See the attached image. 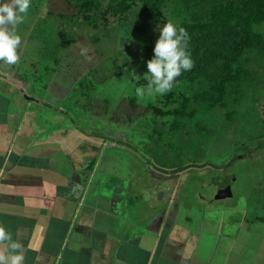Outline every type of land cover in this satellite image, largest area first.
<instances>
[{"label": "crops", "instance_id": "crops-1", "mask_svg": "<svg viewBox=\"0 0 264 264\" xmlns=\"http://www.w3.org/2000/svg\"><path fill=\"white\" fill-rule=\"evenodd\" d=\"M31 34H24V45ZM35 49L38 56L46 50ZM37 65L28 62L16 75V66L0 62V224L23 243L24 264H264V205L219 202L231 198L221 197L220 183L206 207L193 205L176 167L151 165L164 174L162 189L141 193L136 173L118 176L119 160L112 172L98 171L107 141L44 125L45 110L55 115L58 108L15 80L28 82L25 73H37ZM41 80L34 75V84ZM132 151V160L141 159ZM203 176L197 178L205 184ZM212 207L219 217L209 213Z\"/></svg>", "mask_w": 264, "mask_h": 264}, {"label": "rangeland", "instance_id": "rangeland-1", "mask_svg": "<svg viewBox=\"0 0 264 264\" xmlns=\"http://www.w3.org/2000/svg\"><path fill=\"white\" fill-rule=\"evenodd\" d=\"M50 11L66 14L74 12L65 0H31L25 22L18 27V33L22 37V56L20 64L16 65L17 72H14L18 75L22 66L26 69L28 62L41 64L40 67L36 66L37 73L33 70L25 73L28 82L21 81L22 76L15 80L31 96L43 99L47 104L58 108L55 115L45 110L44 125L47 121L55 122L66 128L92 133L94 140L107 141L101 152L106 158L103 162H98V171L102 169L112 172V166H116L119 160V166H123L119 177L128 172L139 176L135 183L137 193L153 189L152 185L162 189L160 177H164V174L154 167L167 161V165L177 167L173 171L180 174L178 179L184 183L186 195L190 197L193 205L198 200L201 201L200 208L206 207L211 198L214 199L213 196L219 194L216 185L222 184L223 189L225 182L232 184V197L219 202H237L238 205L244 204L245 208L249 201V205H264V70L257 65L253 66L257 71L254 78L256 83L246 88L237 105L197 116V120L214 130V134L210 136L209 132H203L198 145L189 144L188 150L184 149L182 154L177 153L175 148L170 156L167 152L166 155L160 154L166 150L163 146L166 143L174 140L177 148L180 141L173 134L167 137V131L164 132L162 126L156 131L155 125L160 124L161 119L143 114L156 98L146 97L141 100L135 95V88L141 86L137 81L143 79L148 72L147 60L143 54L144 46L156 43L160 29L166 22L171 21L180 26L201 10L196 11V6L192 4L186 6L183 0H165L161 21L151 26L143 36L131 34L137 21L134 13L122 25L107 29L99 27L94 30L87 26L81 28L78 20L74 19L76 27H72L73 22L72 25L66 24V28L70 29L71 34L77 35V41L59 53L58 65L53 60L57 56L52 51L53 44H47L48 47L45 48L41 42L34 40L36 37H27L25 45L23 41L24 34L38 22L46 24L49 41L56 37L55 29L59 25L57 19H44ZM254 29L264 35V24L256 25ZM38 44L41 45V50L42 47L47 49L44 53H39L40 56L35 49ZM82 49H87L86 55H81ZM49 52L52 56L48 55ZM45 64L49 65L47 70L44 69ZM34 75H42L43 84H34ZM137 76L140 78L137 79ZM35 86L38 89L34 90ZM33 107L36 108L37 105ZM160 132L162 141L156 140V133ZM151 135L155 137H150ZM109 139L122 142L126 147L108 142ZM132 149L141 159L132 160L131 157L137 155ZM189 161L192 162L190 168L186 164ZM200 173L205 174V184L197 178ZM212 208L209 213L219 217L221 211ZM202 211L198 210V213ZM223 216L227 217L226 214Z\"/></svg>", "mask_w": 264, "mask_h": 264}, {"label": "trees", "instance_id": "trees-1", "mask_svg": "<svg viewBox=\"0 0 264 264\" xmlns=\"http://www.w3.org/2000/svg\"><path fill=\"white\" fill-rule=\"evenodd\" d=\"M65 1L73 9L72 14L50 11L44 18L53 21L57 19L59 25L55 29L56 37L49 41L47 26L40 22L32 28L31 34L32 37L44 40L48 45L53 44L52 51L57 55L53 59L55 65L60 63L59 53L77 41V35L71 34L70 29L66 28V24L72 25L74 19L78 20L81 28L87 26L97 30L99 27L107 29L110 26L122 25L129 15L134 13L137 21L131 34L143 36L151 26L161 21L165 2V0ZM183 1L186 6L192 4L196 6V11L201 10L199 13L195 12L190 21L180 25L189 33V51L194 67L183 72L177 78L173 90L164 96H157L156 101L149 104L143 113L161 119L160 124L155 125L156 131L162 126L163 131H167V137H171L172 134L173 137L177 136V141H180L177 148L174 140L163 145L166 150L160 154L166 155L167 152L169 156L173 154L174 148L177 153L182 154L184 149L188 150L189 144L198 145L203 132H209L212 136L214 130L197 120V116L237 105L246 88L256 83L254 78L257 71L253 66L257 65L259 69L264 70V35L254 29V26L264 24V0ZM201 1L205 3L202 4ZM64 20L66 22H63ZM43 26L45 28H42ZM72 27H76L75 22ZM154 47L155 44L144 46L143 54L147 61L153 58ZM48 55L52 56L51 52ZM138 83L146 85L147 81L140 78ZM209 135L208 138H211ZM156 140H163L161 132L156 133ZM159 166L168 167L169 164L163 161Z\"/></svg>", "mask_w": 264, "mask_h": 264}, {"label": "clouds", "instance_id": "clouds-1", "mask_svg": "<svg viewBox=\"0 0 264 264\" xmlns=\"http://www.w3.org/2000/svg\"><path fill=\"white\" fill-rule=\"evenodd\" d=\"M31 0H0V62L9 67L21 62L22 37L19 25L25 22ZM188 31L168 21L160 29L154 47V56L147 61L146 85L135 88V95L143 100L156 98L171 92L177 78L194 67L189 51ZM87 49L81 50L86 55ZM140 77L137 76V79ZM24 245L13 239L12 233L0 224V264H24Z\"/></svg>", "mask_w": 264, "mask_h": 264}, {"label": "water", "instance_id": "water-1", "mask_svg": "<svg viewBox=\"0 0 264 264\" xmlns=\"http://www.w3.org/2000/svg\"><path fill=\"white\" fill-rule=\"evenodd\" d=\"M220 193L223 198L232 197L231 183H228L227 187L222 189Z\"/></svg>", "mask_w": 264, "mask_h": 264}, {"label": "flooded vegetation", "instance_id": "flooded-vegetation-1", "mask_svg": "<svg viewBox=\"0 0 264 264\" xmlns=\"http://www.w3.org/2000/svg\"><path fill=\"white\" fill-rule=\"evenodd\" d=\"M228 183H231V182H225V183L223 184V189L227 187ZM231 187H232V185H231ZM221 188H222V187H221ZM214 196H215V195H214ZM217 196H218V195H217Z\"/></svg>", "mask_w": 264, "mask_h": 264}]
</instances>
